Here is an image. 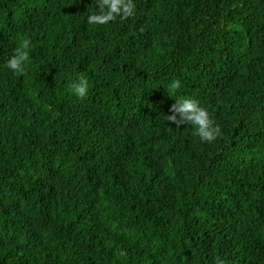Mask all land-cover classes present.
Here are the masks:
<instances>
[{"label":"trees","instance_id":"trees-1","mask_svg":"<svg viewBox=\"0 0 264 264\" xmlns=\"http://www.w3.org/2000/svg\"><path fill=\"white\" fill-rule=\"evenodd\" d=\"M89 3L0 0V264H264V0ZM189 95L214 141L162 116Z\"/></svg>","mask_w":264,"mask_h":264},{"label":"clouds","instance_id":"clouds-1","mask_svg":"<svg viewBox=\"0 0 264 264\" xmlns=\"http://www.w3.org/2000/svg\"><path fill=\"white\" fill-rule=\"evenodd\" d=\"M134 0H91L85 10V20L91 26L106 25L117 18L124 20L134 14ZM31 41L25 37L20 39L18 46L12 49L4 60L2 67L12 75H23L26 71V61L29 59ZM179 87V82L172 83L171 88ZM89 88V82L84 75L77 73L71 82V89L77 99H83ZM175 102L170 105L168 115H162L165 121L175 125H190L193 134L200 142H212L220 134L221 129L215 123L209 110L192 96H174ZM215 264H223L217 259Z\"/></svg>","mask_w":264,"mask_h":264}]
</instances>
